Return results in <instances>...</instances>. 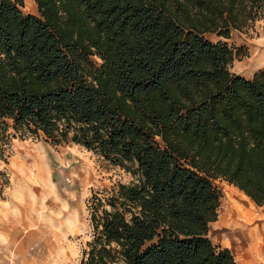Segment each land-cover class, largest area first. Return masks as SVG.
I'll return each mask as SVG.
<instances>
[{
    "label": "trees",
    "instance_id": "16d2710c",
    "mask_svg": "<svg viewBox=\"0 0 264 264\" xmlns=\"http://www.w3.org/2000/svg\"><path fill=\"white\" fill-rule=\"evenodd\" d=\"M0 0V159L74 143L130 175L93 190L79 264H236L213 243L223 179L264 205V67L226 41L264 0ZM0 194L8 183L0 172Z\"/></svg>",
    "mask_w": 264,
    "mask_h": 264
},
{
    "label": "rangeland",
    "instance_id": "374dc122",
    "mask_svg": "<svg viewBox=\"0 0 264 264\" xmlns=\"http://www.w3.org/2000/svg\"><path fill=\"white\" fill-rule=\"evenodd\" d=\"M22 11L37 14L36 4L26 6L23 0ZM262 21L241 32L254 30ZM238 35L233 31L226 41L236 52L231 72L235 59L245 54L243 47L236 45ZM206 36L212 41L225 39L212 33ZM6 154L7 162L0 159V172L8 178L0 194V252L5 251L0 264H79L90 239L87 200L92 191L117 181L126 183L130 175L80 145L53 144L42 137L12 138ZM13 161L18 162L14 165ZM21 162L24 169L19 168ZM213 183L222 193L228 184L222 179ZM9 191L18 198L9 199ZM15 203L23 206V221ZM6 205H10L8 211ZM4 233L10 234V241H2ZM211 238L216 244L213 233Z\"/></svg>",
    "mask_w": 264,
    "mask_h": 264
},
{
    "label": "crops",
    "instance_id": "0c3cea01",
    "mask_svg": "<svg viewBox=\"0 0 264 264\" xmlns=\"http://www.w3.org/2000/svg\"><path fill=\"white\" fill-rule=\"evenodd\" d=\"M32 10L34 11V8ZM233 31L238 32L236 45L243 47L245 54L235 59L236 64L232 71L245 78H252L256 71L264 67V21L248 33ZM229 39H224V41ZM17 162L13 161V164L16 165ZM19 168H25L23 162L20 163ZM9 195V199L18 198V195L12 191H9ZM19 199L23 200L20 197ZM15 205L21 209L19 219L23 221V206L20 203H15ZM6 206L4 208L8 211L10 205ZM223 217L225 220L222 219ZM16 218L18 219V216ZM212 233L216 238L217 235L219 236L216 241L217 245L231 250L236 264H264V205H256L233 184L228 183L223 193L221 192L217 219L210 224V238ZM10 238L9 233H4L2 241L8 242ZM4 252H0V256H3Z\"/></svg>",
    "mask_w": 264,
    "mask_h": 264
},
{
    "label": "bare ground",
    "instance_id": "6f19581e",
    "mask_svg": "<svg viewBox=\"0 0 264 264\" xmlns=\"http://www.w3.org/2000/svg\"><path fill=\"white\" fill-rule=\"evenodd\" d=\"M25 5L28 6L29 3H32V5H34V0H24ZM226 214V213H225ZM229 215V214H228ZM230 216V215H229ZM225 217H223L222 219H224ZM238 218V217H237ZM225 220V219H224ZM249 222V221H248ZM256 240V239H255ZM247 246V245H246ZM242 249V248H241ZM257 259V258H256Z\"/></svg>",
    "mask_w": 264,
    "mask_h": 264
}]
</instances>
